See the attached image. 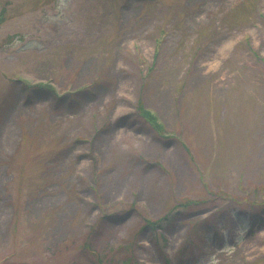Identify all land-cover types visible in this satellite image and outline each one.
I'll return each instance as SVG.
<instances>
[{
  "label": "rangeland",
  "instance_id": "1",
  "mask_svg": "<svg viewBox=\"0 0 264 264\" xmlns=\"http://www.w3.org/2000/svg\"><path fill=\"white\" fill-rule=\"evenodd\" d=\"M3 13L0 264H264V0Z\"/></svg>",
  "mask_w": 264,
  "mask_h": 264
},
{
  "label": "trees",
  "instance_id": "2",
  "mask_svg": "<svg viewBox=\"0 0 264 264\" xmlns=\"http://www.w3.org/2000/svg\"><path fill=\"white\" fill-rule=\"evenodd\" d=\"M4 20H5V15L3 13L0 16V26L2 24H4V22H5ZM37 90L45 91V92H52L51 89H48V88H45V87H39V88H37ZM58 102H62V100L58 101ZM138 109L142 110L141 111L142 113L139 115L140 119L143 120L145 124H148L150 126V128L152 129V131H154L159 136V138H161V136L164 134L162 129L156 125V122L154 120H152L149 117V115L145 114V116H144V109L145 108H144V106H143V104L141 102H140V105H139ZM189 206H190L189 204L181 205V206H179L178 209H180V208H185L186 209ZM174 214H175V212H174ZM108 220H110V217H104L102 219V222H106ZM167 222H168V225H169L172 222V219H168V218L166 219L165 218V219H163V220H161L159 222H148L147 221L146 222V229L149 228V227H152L155 231H159V230L163 231V230H165L164 224L167 223ZM164 242H166V241L164 240Z\"/></svg>",
  "mask_w": 264,
  "mask_h": 264
}]
</instances>
